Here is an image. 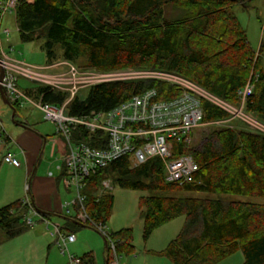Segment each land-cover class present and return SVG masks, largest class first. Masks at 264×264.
I'll list each match as a JSON object with an SVG mask.
<instances>
[{
  "label": "trees",
  "instance_id": "obj_1",
  "mask_svg": "<svg viewBox=\"0 0 264 264\" xmlns=\"http://www.w3.org/2000/svg\"><path fill=\"white\" fill-rule=\"evenodd\" d=\"M254 1L20 0L16 23L22 43L43 42L47 65L61 58L80 70L175 73L233 106L240 105L239 93L251 84L253 92L245 112L264 123V45L255 51L237 16L230 12L238 5L248 8ZM166 7L174 11L171 18L166 16ZM20 89L56 107L67 99L66 94L42 86ZM150 89H158L167 99L178 94L177 89L159 82L105 83L76 96L68 114L108 113ZM12 106L16 116L20 108ZM202 108L205 124L234 121L207 101ZM206 136L194 149L176 150V156L190 154L199 166L191 184L166 183L159 158L137 167L122 158L100 169L87 179L83 191L91 220L106 225L111 218L115 198L102 184L113 178L122 189L150 192L140 202L146 241L160 227L186 218L181 234L165 250L152 254L173 264H220L241 252L242 264H264V201L222 197L264 200V135L226 126L215 127ZM73 137L76 144L99 148L95 136L90 137L81 127L74 129ZM65 174L64 167L58 177L61 183ZM33 210L30 198L0 209L4 235L0 244L30 229L25 217ZM76 211L72 217L59 216L64 223L62 233L74 234L82 227L96 230L81 223ZM43 217L51 221L50 214ZM111 237L120 257L134 254L132 229ZM80 259L82 264H96L92 253Z\"/></svg>",
  "mask_w": 264,
  "mask_h": 264
},
{
  "label": "built area",
  "instance_id": "obj_2",
  "mask_svg": "<svg viewBox=\"0 0 264 264\" xmlns=\"http://www.w3.org/2000/svg\"><path fill=\"white\" fill-rule=\"evenodd\" d=\"M32 1L28 0V2ZM19 3L20 0H0V37L2 34H9V29L2 30V23L6 15H16ZM64 65L68 67L66 74L56 77L45 73L52 66L35 67L26 62L15 61L0 49V71L4 72L3 79L0 80V98L4 95L19 108L32 105L43 113L46 121L56 125L57 135L66 144V155L62 157L63 166L57 169L62 172L63 168H66L62 183L70 190L69 192L75 193V198L64 204L65 212L73 215L72 208H77V219L83 224L94 226L102 233L112 254L110 264H120V258L116 243L106 231L105 225L94 223L86 212L83 191L88 178L122 158H128L134 167L143 165L150 159L159 158L165 167L166 183L191 184L194 175L199 171V166L190 154L183 153L176 156V150L182 148L181 150L186 152V148L192 143L193 133L203 125V101L230 114L231 120L239 119L245 122L249 125L250 132L264 134L262 126L252 122L244 111L246 102L253 92L251 84L239 93L241 102L237 109L236 106L175 73L143 70H80L70 62ZM20 80L66 94L67 99L60 107L45 104L39 98L27 96L19 87ZM133 81L167 84L177 89L178 94L167 99L158 89H150L108 113H92L83 117H73L68 114L71 102L76 96H81V91L105 83ZM228 122L231 121L216 123ZM77 127L85 129L90 137L95 136L99 148L85 143H74L73 131ZM3 133L2 130L0 139ZM58 149L60 146L53 140L52 156ZM4 161L16 168L21 167V162L13 154L7 155ZM102 188L105 191L110 189V182H103ZM34 217H38L39 223L48 227L52 236L56 238V244L62 255L68 256L69 264H82L81 259L71 254L69 249V246L76 242L75 234L62 233L59 224L38 216L34 210L25 217L28 226L34 227L37 224Z\"/></svg>",
  "mask_w": 264,
  "mask_h": 264
},
{
  "label": "rangeland",
  "instance_id": "obj_3",
  "mask_svg": "<svg viewBox=\"0 0 264 264\" xmlns=\"http://www.w3.org/2000/svg\"><path fill=\"white\" fill-rule=\"evenodd\" d=\"M165 10L166 16L171 18L174 12L172 11V8L166 7ZM230 12L237 16L239 22L247 33L249 43L252 45L253 49L258 52L261 45H264V0H256L252 2L248 8H244L239 5L235 6L230 10ZM6 28L9 29L10 32L8 35L2 34L3 32L1 33L2 35L0 37V43H2L3 51H5L10 56V58L14 59L15 61L26 62L27 64L35 67H46L47 55L46 51L43 49V42L36 41L32 43H22L19 37L16 15L5 16L2 23V30ZM64 64H67V61H64L60 58L53 64L47 65L52 67L49 68L48 71L46 70L45 73L55 75L56 77H58L57 75H64L68 70V67ZM19 86L22 88H27L33 86V84L26 80H20ZM86 91L87 90L81 91V96H83ZM236 107L239 109V106ZM12 114L13 112L11 108L5 105L2 98H0V124L3 125L4 129L23 130V128L19 125V122L27 121L31 126H33L34 131L36 130L41 134L40 137L42 140L43 138L48 139V143L44 148L43 160L46 158L48 160H57L58 163H56V165L62 166V157L66 155V144L60 138V136L57 135L56 125L52 122L46 121L44 119L43 113L32 105H25L24 108L19 111L17 117L14 120H12ZM246 114L249 118H251L252 122L257 123L256 125L260 127L262 126L264 129V123L262 121L251 114ZM226 126L228 128L239 126L247 128L250 131L249 125L239 119L228 122L227 124L203 123V125L194 132L190 149H194L199 146L201 141L207 137L206 135L211 134V132L215 130V127ZM53 140L58 143L60 149L56 151V156L51 159L50 152L52 150ZM14 147V145H11L10 149L15 150ZM56 169L55 167H52V171L57 173ZM107 182H110L111 185V188L107 189V191L113 194L115 200L111 218L105 225V229L110 234L115 232L117 233L123 229H132L134 237V254L121 255L120 264H173L168 259L156 256L151 252H160L165 250L168 245L183 231L186 224V218L180 217L160 227L159 229L155 230L146 241L144 238V220L142 217V212L144 209L141 208L140 202L142 198H146L151 195L150 192L122 189L114 184L113 178L107 180ZM222 197L235 200L245 199L257 202L264 201L262 199L244 198L238 196ZM74 198L75 193H71L69 195L67 194L68 201H71ZM72 213L74 215L73 209ZM64 215L72 217V215H68L66 212ZM34 221L37 224L34 227H30L28 233L42 229L44 235L38 236H45L49 245L48 247L51 249L48 264H69L68 256L62 255L60 248L56 244V238L52 236L48 227L43 223L39 224L38 217H34ZM51 221L54 224H61L58 219H52ZM75 236L76 242L69 246L71 254L82 257L87 253L93 252L95 255L96 253L99 254V259L101 258V255L104 254L105 239L101 232L93 228H81L76 231ZM3 238V232L0 230V241H2ZM240 260L244 262V257L241 252H238L223 264H237ZM101 264L104 263L102 262Z\"/></svg>",
  "mask_w": 264,
  "mask_h": 264
},
{
  "label": "crops",
  "instance_id": "obj_4",
  "mask_svg": "<svg viewBox=\"0 0 264 264\" xmlns=\"http://www.w3.org/2000/svg\"><path fill=\"white\" fill-rule=\"evenodd\" d=\"M0 49H2V43H0ZM23 108H20V111ZM17 115L14 116V119ZM19 125L23 130H6L0 124V132L2 130L4 132L0 139V209L14 202L30 198L35 212L43 216L50 214L51 220L58 219L61 222L59 225L62 226L64 223L59 216L65 214L64 204L68 202L67 194L69 195L71 192L67 191L58 180L60 174L58 169H56L59 167L56 165L58 161L48 160L47 158L43 160L44 148L48 143V139L43 138L42 140L41 134L36 130L34 131L33 126L27 121L19 122ZM11 145L15 146V150L10 149ZM9 154H13L19 159L21 162L20 168H16L4 161V158ZM56 154L57 152L52 156L51 150V159ZM52 167H55L57 173L52 171ZM51 173L52 175H50ZM73 210L75 212V209ZM79 229L81 228L75 229L74 234ZM28 231L15 239L4 241L0 244V264H48L51 249L48 247L45 236H38L44 235L42 229L29 233ZM104 241L105 251L100 259L98 253L95 255L92 252L96 264H101L102 262L110 264L112 254L109 251L106 240ZM73 255L80 258L75 254ZM225 261L220 264L225 263ZM242 262L240 260L237 264H242Z\"/></svg>",
  "mask_w": 264,
  "mask_h": 264
},
{
  "label": "water",
  "instance_id": "obj_5",
  "mask_svg": "<svg viewBox=\"0 0 264 264\" xmlns=\"http://www.w3.org/2000/svg\"><path fill=\"white\" fill-rule=\"evenodd\" d=\"M3 76H4V72H3V70H1L0 71V80L3 79ZM2 98H3L4 103L7 104L13 110L12 119L14 120V116L16 114L15 108L12 106V104L7 100V98L4 95L2 96Z\"/></svg>",
  "mask_w": 264,
  "mask_h": 264
},
{
  "label": "bare ground",
  "instance_id": "obj_6",
  "mask_svg": "<svg viewBox=\"0 0 264 264\" xmlns=\"http://www.w3.org/2000/svg\"><path fill=\"white\" fill-rule=\"evenodd\" d=\"M7 54V53H6ZM35 86V85H34ZM2 100H3V98H2ZM8 100V99H7ZM9 101V100H8ZM10 102V101H9ZM11 103V102H10ZM12 104V103H11ZM194 134V133H193ZM61 138V137H60ZM65 187V186H64ZM65 189L67 190V191H70L69 189H67L66 187H65ZM72 209H75V208H72ZM119 258H120V256H119Z\"/></svg>",
  "mask_w": 264,
  "mask_h": 264
}]
</instances>
